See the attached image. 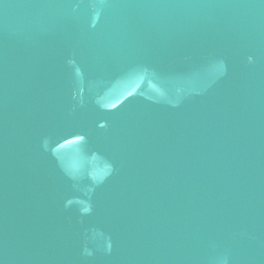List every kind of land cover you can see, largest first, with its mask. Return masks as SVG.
Segmentation results:
<instances>
[{
  "label": "water",
  "instance_id": "water-1",
  "mask_svg": "<svg viewBox=\"0 0 264 264\" xmlns=\"http://www.w3.org/2000/svg\"><path fill=\"white\" fill-rule=\"evenodd\" d=\"M0 264H264V0H0Z\"/></svg>",
  "mask_w": 264,
  "mask_h": 264
}]
</instances>
